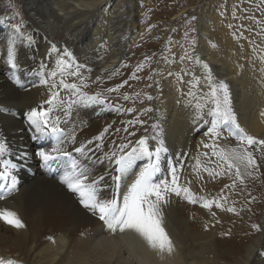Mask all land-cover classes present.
I'll use <instances>...</instances> for the list:
<instances>
[{
  "label": "bare ground",
  "instance_id": "obj_1",
  "mask_svg": "<svg viewBox=\"0 0 264 264\" xmlns=\"http://www.w3.org/2000/svg\"><path fill=\"white\" fill-rule=\"evenodd\" d=\"M145 1L0 0V20L3 21L0 22V106L10 109V116L0 113V138L7 142L6 156L18 162L14 174L21 180L19 191L0 201V208L15 211L25 225L16 229L0 220V257L14 259L19 264H264V208L250 199L257 195L255 170L251 176L245 174V187L237 180L233 191L225 187L232 183L228 176L213 180L202 170L197 175L198 160L207 167H216L215 158L209 161L204 156L210 150L201 143L213 142L207 135L210 124L207 120L197 122L193 119L194 105L208 89L202 82L191 89L196 99L188 95L192 75L203 81L204 73L199 65L181 59L194 39L195 51L191 54L206 61L217 79L229 83L233 110L241 127L257 139H264V82L261 81V65L254 63L257 57L248 42L253 39L257 44L261 42L256 35L259 26L253 18L258 20L264 16V0H212L210 5L190 6L192 16L196 17L195 35L186 41L178 39L171 48L168 45L166 52H160L153 72L143 74V69L134 77L120 70L112 80L93 86L95 78L111 72L133 48L142 47V41L147 38L141 10ZM17 3L21 4L24 18L16 15ZM188 8L182 14H186ZM17 27L23 37L16 32ZM241 32L245 39H238ZM29 36L30 42L26 39ZM13 39L21 65L16 76L23 80L24 75L31 73L36 78L24 88L17 87L9 79L12 73L6 65L5 54ZM53 45L56 52L52 50ZM64 49L71 51L78 63L92 71L82 72L88 78L85 81L88 87L83 91L89 95L100 93L111 105L78 106L67 125L77 129V144L64 145L75 156H79L74 152L75 147L112 125L105 134L103 148L90 153L93 158L86 161L94 176L109 170L104 159L106 153L116 150L128 139L151 136V125L159 121L164 127L168 152L162 160L158 178L167 176L169 165H175L180 170L181 184L191 181L189 186L197 197L211 199L225 195L228 197L225 207H235L239 215L214 206L212 211L216 215L213 217L200 203L192 204L183 196L173 194L162 210L164 227L175 251L160 254L135 234L110 233L97 217L82 207L78 196L61 183V178L56 180L46 175L38 153L50 151L55 141L48 140L50 144L46 143L44 149L40 144L47 140L33 141L29 122L19 111L23 113L24 107H39L48 99L49 92L40 85L38 73L47 74L53 70ZM41 63L46 68L41 69ZM182 69L189 74L178 83L177 76L182 74ZM138 77L142 78L141 83ZM70 82L79 83L75 78ZM121 84L124 86L119 91H107ZM144 94L154 99L149 101L143 98ZM124 96L129 99L120 102L126 107L135 105V118L128 119L126 112L118 107L117 101L124 100ZM144 109L153 111L145 112ZM14 112L17 117L13 116ZM137 119L144 122L142 128L138 124L128 125L129 121ZM125 128L128 131L124 133ZM133 131L136 136L129 135ZM217 143L226 149L238 145L227 129ZM25 153L26 157L21 159ZM255 155L261 164L259 172L256 171L260 175L264 173V153ZM124 191L122 185L121 193ZM110 192L106 189L100 194L109 197ZM247 213L251 217L247 218ZM258 216L261 223L256 220ZM253 225H259L261 230H254Z\"/></svg>",
  "mask_w": 264,
  "mask_h": 264
},
{
  "label": "snow or ice",
  "instance_id": "obj_2",
  "mask_svg": "<svg viewBox=\"0 0 264 264\" xmlns=\"http://www.w3.org/2000/svg\"><path fill=\"white\" fill-rule=\"evenodd\" d=\"M253 20L259 26L256 35L261 38V42L257 44L255 39L248 42L252 45V52L257 57V61L254 63L261 65V81L264 82V16L258 20L253 18ZM0 22L3 21L0 20ZM240 27L243 28V25ZM16 32L20 37H23L19 27L16 28ZM234 35L236 34L234 33ZM185 36L187 38V33ZM26 39L30 42L32 38L29 36ZM238 39H245L242 32ZM171 43L172 41L169 40V44ZM195 44L194 39L190 41L181 59L199 65L203 69V81L200 77L192 75V79L189 81L188 95L196 99L191 89L200 86L202 82L207 85V92L194 105L193 119L197 122L207 120L210 124L207 135L213 142L209 144L201 141V143L205 149L210 150L205 152L204 156L208 157L209 161L215 158L216 163L215 168H210L202 165L198 160L197 175L202 170L213 180L217 177L228 176L232 178V183L225 187L235 188L237 180L243 184L245 174L251 176L253 170L261 167L255 153L257 151L264 153V139H257L241 127L233 110L229 83L223 79H217L206 61L191 54L195 51ZM52 50L53 52L57 51L55 45L52 46ZM5 61L12 73L9 79L17 87L24 88L23 83L16 76V73L21 70V65L18 61L15 39L7 46ZM143 67V64L137 65L136 71H141ZM40 68L44 69L46 65L41 63ZM85 68L86 65L78 63L71 51L64 49L63 55L58 56L53 70L47 74L44 71L38 73L40 85L46 87L49 92L48 99L39 107L32 108L27 112V120L32 132L31 138L34 141H55L50 151H40L38 155L45 165L50 166L51 163L61 160L66 162L67 170L61 178V183L78 196L84 209L97 217L110 233L135 234L151 250L160 254H172L175 251V245L164 227L162 210L169 203L170 196L173 194L183 196L189 203H200L201 207L209 210L213 217L216 215L212 211L214 206L222 211L239 215L235 207H225L228 200L225 195L211 199L203 196L197 197L189 186L191 181L181 184L180 170L175 165H169L167 176L158 178L162 160L168 152L164 140V127L159 121L151 125L153 132L151 136L143 135L135 140L128 139L127 143H120L116 150L106 153L104 159L109 164V170L94 176L86 161L92 160L93 157L90 153L94 154L96 150L103 148L105 134L108 133L107 128L93 139L75 147L74 152L79 156L73 155V152L64 147V145L77 144L76 127L68 128L67 125L78 106L98 104L111 107L100 93L89 95L83 91L88 87L85 82L88 78L84 77L81 71ZM181 73L177 76L178 83L183 82L184 75L189 74L184 69L181 70ZM133 75L135 77V73ZM71 78H75L79 83L70 82ZM126 83L127 81H124V84ZM123 86L121 84L107 91L117 92ZM124 99L127 100L129 97L124 96ZM147 99L151 101L154 98L148 96ZM8 111L10 109L0 106V113ZM150 111L153 109H145V112ZM143 123L137 119L129 121L128 125L131 127L136 124L143 125ZM225 129L238 141L237 147L226 149L219 146L217 140ZM124 131L127 132L128 129L125 128ZM129 135L136 136V133L133 131ZM150 141L155 143L150 144ZM90 145H94V147L90 148ZM8 151L6 140L0 138V184L4 188V191H0V201L7 199L18 190V178L14 174L18 166L5 158ZM26 155V153L22 155L21 159H24ZM200 179L203 177L201 176ZM122 185L125 189L123 194L121 193ZM106 189L111 190L110 196H101L100 193ZM0 220L16 229L25 227L18 214L8 208H0ZM252 227L257 231L261 230L259 225ZM0 264H19V262L0 257Z\"/></svg>",
  "mask_w": 264,
  "mask_h": 264
},
{
  "label": "rangeland",
  "instance_id": "obj_3",
  "mask_svg": "<svg viewBox=\"0 0 264 264\" xmlns=\"http://www.w3.org/2000/svg\"><path fill=\"white\" fill-rule=\"evenodd\" d=\"M146 1L142 3V9H141L142 13H143L142 14V16H143L142 22L145 25V28L147 29V38H145L142 41V43H141L142 47L137 46L136 49L133 48V50L131 51L132 53L129 52L128 53L129 55H127V56L124 55L121 58V61L117 65V67H115L111 72H108L107 74H105L101 77L95 78V81H92L93 86L94 85L96 86L99 82L103 83V82H107V80H112L113 77L120 70H125V72H129V74H134V73L139 74L136 71L137 65H139V64L144 65L143 69L145 70V72L143 74H148L149 71L153 72L156 68L158 56H159L160 52L161 53L164 51L166 52L169 49V46L171 48L173 46V44L176 43V41L178 39L180 41H186L187 38H192L195 35L194 27H195V23H196V17L192 16L193 10L191 9L190 6L196 5L198 3L204 4L205 6L208 4L210 5L212 0H151V2H150L151 4L148 1L147 2ZM20 6H21V4L17 3L18 9L16 11L17 14L16 13L15 14L21 18H24V15H23L22 10L20 9ZM187 7L190 8V9L188 8V12H186V14H182L183 10ZM147 10H149V11L146 12ZM193 17H194V19H193ZM186 33H187V38L185 36ZM182 34L184 35L185 38H183L181 36ZM169 40L172 41L171 44H169ZM136 57H138V59L136 61H134L133 59ZM89 70H90L89 67L86 66V68L82 69L81 71L89 74L92 72L91 70L90 71ZM30 76H31V78H30ZM34 77L35 76H32L31 73H29L28 75H24L23 80L21 79V81L23 82V85H25V87H26V86L30 85V82H32V80H36V78H34ZM137 81L141 83L142 78L138 77ZM144 95H143V98H147L148 96H150V94L148 96H147V94H144ZM106 96H109V95H106ZM135 100H136L135 102L138 103V101H137L138 99H135ZM120 101L125 102V99L124 100H123V98H122V100L119 99V101H117L119 103H117V104L121 110L126 112V114L128 116L127 118L128 119L133 118V117L135 118L136 117L134 115L135 105H127V107H126L125 106L126 104L121 103ZM24 108L26 109L25 110L26 112H28L30 110V109H28V107L27 108L24 107ZM144 110H143V112H144ZM25 111L23 113H22V111H19V115H21L24 119H26V121H28L27 120V113ZM4 114L10 116L9 112H4ZM13 116L17 117V112H14ZM111 126H109V127L107 126L105 128H107L109 130ZM138 126H139V128H142L144 126V123H143V125L138 124ZM119 130H120V128H118V131ZM124 133H125V131H124ZM35 142H37V141H35ZM46 143H49L48 140L45 143L40 144V146L44 149ZM256 153L258 154V153H262V152L257 151ZM6 159L10 160L11 162L13 161L12 163H14V164L18 163L10 155H7ZM38 163H39V161H38ZM17 166H19V165L17 164ZM43 167H44L45 174L47 173L49 176H52L51 178L56 179V180L57 179L60 180V178H62V176L64 175V171L67 170V164L65 161H62V160L53 162L50 164V166L44 164ZM260 169H261V167L259 169H256L254 172L255 177H256L254 187L257 190V195L254 198H250V199L255 201L257 203V205H260V207L264 208V173L259 175L258 172ZM256 171H258V172H256ZM59 174H60V176H59ZM20 181L21 180L18 178V185H17L18 190L17 191H19ZM242 187H245L244 183L242 184ZM233 190H234V188H232V191ZM0 191H4L2 184H0ZM15 192H13V193H15ZM249 217H251V216L249 213H247V218H249ZM257 219L259 220V223H261V219L259 216H258V218L256 217V220ZM253 229L256 230L255 228H253Z\"/></svg>",
  "mask_w": 264,
  "mask_h": 264
}]
</instances>
